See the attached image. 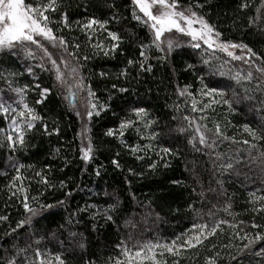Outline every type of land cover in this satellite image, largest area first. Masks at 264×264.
Returning <instances> with one entry per match:
<instances>
[{
	"label": "trees",
	"instance_id": "16d2710c",
	"mask_svg": "<svg viewBox=\"0 0 264 264\" xmlns=\"http://www.w3.org/2000/svg\"><path fill=\"white\" fill-rule=\"evenodd\" d=\"M180 3L184 7L191 4L222 33L221 39L247 44L261 58L253 57L256 62L264 66L262 0ZM241 3L248 6L241 9ZM57 4L58 11L48 15L59 21L61 13H65L70 26H50L59 29L55 34L65 39L67 52H73L76 59L67 57L63 47L56 51L59 49L70 65H79V77L95 93L94 102L107 107L99 116L88 118V137L94 151L93 158L85 163L80 153L83 123L81 115H77L79 107L66 98L50 65L42 62L32 44L28 45L33 52L31 57L23 52L0 51V97L19 101L12 89L27 85L24 101L43 118L26 131V143L17 144L15 150L7 145L6 134L0 132V216L8 218L0 221V264L12 256L25 264H38L37 248L44 254L42 258L52 259L53 264L55 255H60L65 264H115L117 258L124 260V248L134 253L148 243L184 242L194 231L193 224L212 226L216 221L228 223L220 224L214 235L195 248L178 250L179 255L154 248L157 260L161 264H207V258L212 257L216 264H264V256H255L248 250L238 255L247 240L235 235H243L244 231L250 236L264 234V211H253L264 204V140L253 141L243 129L244 124L258 127L264 117V112L257 111L264 100V89H258L257 83L264 79L253 76L251 81L242 79L237 83L231 77L237 72L246 75V69L206 46L177 47L165 59H160L165 53L149 47L145 68L150 64L152 70H142L139 45L150 44L151 35L131 18L130 0H57ZM92 17L109 20L107 29L123 37L116 52L106 56L94 48L99 43L108 47L110 38L99 27L95 31L80 27ZM42 43L54 49L48 41ZM129 59L134 61L132 65L127 64ZM203 60L217 68L222 65L228 74H211ZM122 71L126 75H121ZM205 85L224 91L220 103H212L213 96L201 94ZM185 86H189L191 95L179 94L178 89ZM45 87L50 92L41 98L40 90ZM120 88L126 91L120 92ZM245 89L249 91L246 93ZM245 95L253 99L245 100ZM237 98L240 103H236ZM223 99L231 100L232 108L223 104ZM193 100L197 111H192ZM205 104L210 107L199 111ZM136 107L145 108V119L153 123L145 128L143 121L138 122L120 136L121 120H135L131 109ZM185 116L189 119L184 120ZM8 123L0 114V129H7ZM217 123L230 139H216L212 149L200 145L198 139L189 143L197 124H206L214 132ZM43 125H47V132ZM109 128L113 129V136L106 135ZM152 133H156L154 138ZM208 135L211 137L212 133ZM245 139L256 144V149L249 152V145L242 143ZM133 147L138 150L133 152ZM164 148L171 151L164 153ZM250 157L257 159L252 161ZM113 159L118 160L119 167L112 164ZM225 162H231L232 169L222 170L220 166ZM153 164L155 167H150ZM19 165L24 166L19 170L21 179L14 181ZM42 177L48 184L43 183ZM21 188L23 191H19ZM25 196L30 207L37 209L42 204L64 203L41 209L30 224L17 228V222L31 215L23 208ZM107 215L112 219L108 220ZM253 223L260 227L252 228ZM12 229H16L15 233L5 236ZM260 247L264 243L257 242L253 252ZM18 249L26 251L18 253ZM233 256L237 259L233 260Z\"/></svg>",
	"mask_w": 264,
	"mask_h": 264
},
{
	"label": "snow or ice",
	"instance_id": "6c2138e0",
	"mask_svg": "<svg viewBox=\"0 0 264 264\" xmlns=\"http://www.w3.org/2000/svg\"><path fill=\"white\" fill-rule=\"evenodd\" d=\"M130 4L131 18L145 26L151 35L150 44L141 43L139 45V56L143 58V60L139 61V67L142 70H152V66L150 64L145 68V62L148 59L146 51L149 47L154 46L157 51L165 53L164 56L160 57V59H165L167 54L171 53L174 48L181 46L179 36L190 37V41L188 43L193 49H200L202 42L203 45H206L208 49H212L214 52H223L233 60H243L245 64L254 63L252 61L253 57H255L257 60L261 59L257 53L247 44L235 43L231 40L221 39L222 33L218 31L214 25L209 23L203 15H199L196 11H194L191 4H189L187 7H184L181 5L180 0H130ZM109 6L112 7L113 5ZM247 6L248 5L246 3L240 4L241 9ZM262 6H264V0H262ZM197 7H200V5H197ZM56 11H58L57 0H30V2H26V0H0V51L8 50L13 54L23 52L25 55L31 57L33 52L28 47V45H36L38 48L43 50L44 55L51 64V71L54 72L55 80L61 86L65 87L66 92L68 95L72 96L73 100L76 99V93L72 92L71 90L73 87L81 92H85V96L81 98L86 109L85 115L89 118H91L93 114L99 116L100 112L104 110L107 105L94 102L95 93L92 91L91 87L85 86L83 79L79 77V65H70L69 59L67 57L76 59L75 54L73 52H67L65 39L62 36H57L55 34V31H58L59 29L54 30V28L50 26L54 23H60L63 25V27H69L70 25L68 17L65 13H61L60 20L53 21L48 13ZM259 11L260 9H257V12ZM116 18L117 17L113 16V19ZM251 22L252 21L250 20V23ZM108 23L109 20L107 19L101 20L92 17L89 18L86 23L80 25V27L84 30L95 31L96 27H99L100 29H103L105 32H107V36L110 38L109 46L105 47L103 43L94 45V48L98 50V52H103V54L106 56L110 53L116 52L119 49L120 43L123 39V37L117 31H110L107 29L106 25H108ZM177 34H179V36ZM41 38L48 41L53 48L63 47L64 51L67 52V57L61 54L58 63L57 59H53V54L49 52L48 48H46L41 42ZM75 47L79 48V45H75ZM236 49L240 50L239 55L236 54ZM87 58L88 57H85V59ZM133 63L134 61L132 59L127 61L128 65H132ZM203 63L209 65V71L211 74H219L221 76L228 74L222 70V65L218 68L214 67L210 64L209 60H203ZM261 63L264 65V60H262ZM61 64H63L68 69L67 72L61 70ZM39 67L43 68V65H39ZM188 67L193 66L188 65ZM27 70L32 72L31 68H28ZM44 70L48 71L49 69ZM256 72L261 74V79H264V66H256ZM101 75L103 76L106 74L101 73ZM121 75H126V73L122 71ZM69 76L73 78L72 81L67 79ZM231 78L239 83L242 79L251 81L254 77L253 73L249 71L244 76H241V74L237 72ZM201 83H203L202 79ZM9 87H11V85H9ZM27 87L28 86L25 85L23 88L12 89V91H14L19 96V101L13 100L12 97H9L8 100H4L2 97H0V114H3L5 119L10 121V123H8L7 129H0V132H4L6 134L5 141L7 145L13 150H15L17 144L23 146L26 143L25 133L26 131L32 130L34 128V122L43 120L39 113H37L33 107L29 106L24 101L25 89ZM36 87L39 88L40 86L37 85ZM115 87L116 85H113V88ZM188 87L189 86H185L182 89H178L179 94L181 96L185 94L191 95V93L188 92ZM204 87L206 90H202L201 94L203 96L223 97L225 95L222 89L208 87L207 85ZM257 88L264 89V82L258 80ZM119 91L124 92L126 89L120 88ZM248 91L249 89H245L246 93ZM49 92V88H42L40 90L41 98H45L46 94ZM233 95L235 96L236 93H233ZM243 99L252 100L253 97L245 95ZM41 102L42 99L36 101L37 104ZM220 102L221 100H212V103ZM222 102L223 104L228 105L229 108H232L233 102L231 100L223 99ZM240 102V99L237 98L236 103ZM196 103L197 102L193 100L192 111H197ZM13 104H16V107H13ZM209 107V104H205L203 108L199 109V111L202 112L204 109ZM131 111L135 114L136 119L121 120L119 124L120 136L124 135V130L126 128L136 127L138 122L143 121L145 128H148L153 123L152 120L145 119L148 116V112L145 108L136 107L132 108ZM257 111L264 112V100L260 101V107L257 109ZM77 115L79 116L80 113L77 112ZM183 119L188 120L189 118L185 116ZM191 123L192 122L190 121V126ZM43 127L45 132H47V125H43ZM214 127L215 131L213 132V130L208 128L206 124H197L194 129L195 136L189 139V143L191 144L193 143V140L198 139V143L200 145H203L208 149H212L216 144V139L220 137H223V139H230L229 137L223 135L218 123L215 124ZM243 129L248 133L253 141L264 140V117L260 118V124L258 127H251L249 124H244ZM85 131H87L86 128ZM137 131H139V128H137ZM179 131L183 132L185 129L180 128ZM209 133H212L211 137L208 135ZM106 135L113 136V129L109 128L106 132ZM155 136L156 133H152V138ZM242 143L244 145H249V152L256 149V144L250 143V141L247 139L243 140ZM137 150L138 149L136 147L132 148L133 152ZM93 151V144L91 143L90 139L86 146H81V158L85 163L89 162L93 158ZM161 151L168 153L171 150L164 148ZM261 157L264 158V153H261ZM250 159L254 161L257 159V157H250ZM111 162L116 167L120 166L118 160L116 159H113ZM21 167L24 166L19 165L16 168L17 176L13 177L14 181L21 179L19 176V170ZM150 167H155V164L150 165ZM220 167L222 170L226 171L232 169L233 164L231 162H225ZM37 175L39 176L41 174L37 173ZM42 181L43 183L48 184V181L43 177ZM61 185H63V181H61ZM19 191H23V188L19 189ZM27 201L28 197L25 196L23 208L31 215L25 220L17 222V228H21L25 224H30L32 217L38 215L41 209H52L57 205L64 203L63 201H57L56 204H42L40 209H37L30 207ZM253 211H264V204H262L259 209L254 208ZM106 218L111 220L112 216L107 215ZM7 219L8 218L6 216H0V221ZM222 223H228V221H216L212 226H209L208 224H193L192 227L195 230L194 234L188 236V238L182 245H180V247L187 246L188 248H195L197 245L202 244L208 236L214 235ZM229 226L236 228L235 224H230ZM251 227L258 228L260 225L253 223ZM15 231L16 229H12L11 233L6 232L5 236H10L12 233H15ZM241 231H243V229H241ZM235 235L241 240H247V243L243 244V246L238 249V255L243 254L245 253V250H248V252L255 256H264V247H260L258 251L253 252V245H256L257 242L264 243V234L255 233L254 235L250 236L248 232L244 231L243 235H240V232H236ZM156 247H161L173 255H179V251L173 246L153 245L148 243L139 247L134 253H132L129 249L124 248L122 254L126 259L121 260L117 258L115 260V264H144L145 261H150L151 264H161V262L157 260L156 254L154 252V248ZM17 251L18 253L25 252L26 249H18ZM43 256L44 254L39 248L35 249V258L38 264H53L52 259L42 258ZM232 259L236 260L237 257L233 256ZM54 261L55 264H65V261L60 255H55ZM4 264H25V262L19 261L15 256H12L6 258ZM207 264H216V261L214 258L208 257Z\"/></svg>",
	"mask_w": 264,
	"mask_h": 264
},
{
	"label": "rangeland",
	"instance_id": "374dc122",
	"mask_svg": "<svg viewBox=\"0 0 264 264\" xmlns=\"http://www.w3.org/2000/svg\"><path fill=\"white\" fill-rule=\"evenodd\" d=\"M167 35V34H166ZM178 36H179V34H177ZM179 39H180V41H181V46H184V45H189V41H190V37H185V36H179ZM44 41H46V40H43L42 38H41V42H44ZM34 48L36 47V49L38 50V51H36V49H34V52H36L37 54H39L38 56L40 57V59H42V62H46V65H50L49 67L51 68L52 66H51V64L48 62V59H47V57L44 55V52H43V50H41L40 48H38L36 45H32ZM52 46V45H51ZM180 46V47H181ZM201 46H206V45H203V43L201 42ZM207 47V46H206ZM46 48H48V50H49V52H51L52 54H53V59H57V61H58V63H59V59H60V55L62 54V53H60V50L58 49V51H56L57 49L56 48H54V49H51L50 50V48H49V46L48 45H46ZM58 48V47H57ZM175 49V48H174ZM220 52V51H219ZM235 52H236V54L237 55H239L240 54V50L239 49H236L235 50ZM221 53H223V52H221ZM223 54H225V53H223ZM63 55V54H62ZM246 55V54H245ZM64 56V55H63ZM66 57V56H65ZM229 57V56H228ZM231 58V57H230ZM232 59V58H231ZM233 60V59H232ZM234 61H236L237 63H239V65H241L244 69H246V71L247 72H249V71H251L252 73H253V76H255V77H258V78H261V74L260 73H258V72H256V66H260L257 62H256V60H255V58H252V61L254 62V63H249V64H245L244 63V61L243 60H234ZM60 67H61V70L62 71H65V72H67L68 71V69L63 65V64H61L60 65ZM67 79L69 80V81H72L73 80V78L72 77H67ZM59 84V83H58ZM60 85V84H59ZM60 87H61V89H63V90H65L66 91V89H65V87H63V86H61L60 85ZM72 92H75L76 93V99L75 100H73V98H72V96H70V95H68V93L66 92V94H67V97L75 104V105H77V107H79V113H80V115H81V118H82V123H83V128H82V131H81V136H82V146H86L87 145V143L89 142V137H88V124H87V121H88V118L89 117H87L86 115H85V105H84V103H83V100L81 99L82 97H84L83 96V92H81V91H79L78 89H76L75 87H73L72 89ZM219 96H216V97H214V99H217V100H219ZM85 128L87 129V131H85ZM195 231V230H194ZM194 231L190 234V235H192V234H194ZM190 235H188V236H190ZM188 236L185 238V240L188 238ZM184 240V241H185ZM184 242H178V243H175L174 244V242L173 243H171V244H169V246H173L175 249H177V250H180V249H182V248H185V247H187V246H184V247H180V245H182ZM164 251H166L165 249H163ZM154 252H155V254L157 253V250H155L154 249ZM124 259H126V258H124Z\"/></svg>",
	"mask_w": 264,
	"mask_h": 264
}]
</instances>
